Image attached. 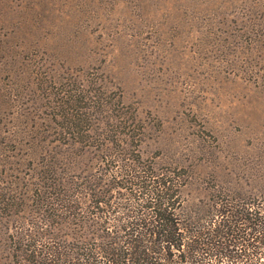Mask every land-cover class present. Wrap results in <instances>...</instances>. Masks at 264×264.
I'll use <instances>...</instances> for the list:
<instances>
[{"label":"rangeland","instance_id":"374dc122","mask_svg":"<svg viewBox=\"0 0 264 264\" xmlns=\"http://www.w3.org/2000/svg\"><path fill=\"white\" fill-rule=\"evenodd\" d=\"M123 130L140 161L262 192L264 0H0V235L41 216L39 170L80 181Z\"/></svg>","mask_w":264,"mask_h":264},{"label":"trees","instance_id":"16d2710c","mask_svg":"<svg viewBox=\"0 0 264 264\" xmlns=\"http://www.w3.org/2000/svg\"><path fill=\"white\" fill-rule=\"evenodd\" d=\"M120 123L104 129L129 127ZM120 133L117 144H101L103 167L80 181L66 182L55 163L39 170L41 216L4 220L0 264H255L264 256V190L233 187L228 173L140 161L135 135Z\"/></svg>","mask_w":264,"mask_h":264}]
</instances>
